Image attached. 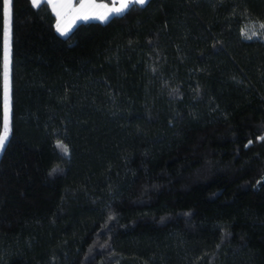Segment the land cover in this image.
I'll return each mask as SVG.
<instances>
[{
	"label": "trees",
	"instance_id": "trees-1",
	"mask_svg": "<svg viewBox=\"0 0 264 264\" xmlns=\"http://www.w3.org/2000/svg\"><path fill=\"white\" fill-rule=\"evenodd\" d=\"M55 20L12 0L0 264H264V0Z\"/></svg>",
	"mask_w": 264,
	"mask_h": 264
},
{
	"label": "snow or ice",
	"instance_id": "snow-or-ice-1",
	"mask_svg": "<svg viewBox=\"0 0 264 264\" xmlns=\"http://www.w3.org/2000/svg\"><path fill=\"white\" fill-rule=\"evenodd\" d=\"M148 0H112L98 3L97 0H31L35 8L47 7L56 18L55 29L61 36H68L78 21L98 20L106 23L114 16H121L132 6H143ZM11 4L12 0H3L4 16V56H3V126L0 130V152H3L9 141L11 126L10 64H11ZM264 29V24L260 25ZM252 35H256L255 32ZM246 38L251 39L252 36ZM264 139V137H261ZM251 143V141L249 142ZM57 148L64 155L68 154L66 145L57 142Z\"/></svg>",
	"mask_w": 264,
	"mask_h": 264
},
{
	"label": "rangeland",
	"instance_id": "rangeland-1",
	"mask_svg": "<svg viewBox=\"0 0 264 264\" xmlns=\"http://www.w3.org/2000/svg\"><path fill=\"white\" fill-rule=\"evenodd\" d=\"M260 25L261 23H258V22H248L244 24L241 30L243 37L246 38L247 36H252L251 39L258 38V39L264 40V29H261ZM253 32H255L256 35H252ZM3 49H4V36H3ZM193 83H194V77H191V80H190L191 88L193 87ZM3 111H4V108H3Z\"/></svg>",
	"mask_w": 264,
	"mask_h": 264
},
{
	"label": "crops",
	"instance_id": "crops-1",
	"mask_svg": "<svg viewBox=\"0 0 264 264\" xmlns=\"http://www.w3.org/2000/svg\"><path fill=\"white\" fill-rule=\"evenodd\" d=\"M97 2H98V3H107V2L99 1V0H97ZM108 4L111 6V3H108ZM55 19H56V18H55ZM97 21H98V20H97ZM78 22H80V21H78ZM78 22H77V23H78ZM55 23H56V20H55ZM55 30H56V29H55ZM56 32H57V31H56ZM57 33H58V32H57ZM58 34H59V33H58ZM59 35H60V34H59Z\"/></svg>",
	"mask_w": 264,
	"mask_h": 264
}]
</instances>
